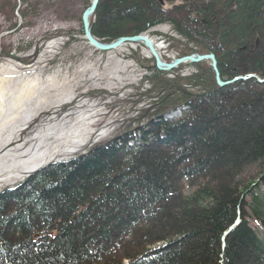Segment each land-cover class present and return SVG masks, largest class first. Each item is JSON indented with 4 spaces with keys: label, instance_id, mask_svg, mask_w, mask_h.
Segmentation results:
<instances>
[{
    "label": "trees",
    "instance_id": "obj_1",
    "mask_svg": "<svg viewBox=\"0 0 264 264\" xmlns=\"http://www.w3.org/2000/svg\"><path fill=\"white\" fill-rule=\"evenodd\" d=\"M161 23L196 47L184 55L213 53L223 81L264 78V0H99L90 26L108 43ZM150 63L157 100L135 149L122 135L0 193V264H264V83Z\"/></svg>",
    "mask_w": 264,
    "mask_h": 264
},
{
    "label": "rangeland",
    "instance_id": "obj_2",
    "mask_svg": "<svg viewBox=\"0 0 264 264\" xmlns=\"http://www.w3.org/2000/svg\"><path fill=\"white\" fill-rule=\"evenodd\" d=\"M85 4L86 0H0V86L6 95L34 88L15 118L8 119L9 100L3 97L7 103L6 115H0V191L37 171L21 174L33 161L50 157L45 167L69 159L121 134H137L136 128L149 122L158 92L145 81L151 74V55L138 43L111 51L91 47L81 29ZM146 34L163 61L184 55L186 40L170 24H158ZM196 70L185 64L177 72L187 76ZM164 72L172 77V70ZM251 74L264 83V78ZM257 170L250 166L238 179L244 184L255 181ZM260 192L264 194V184ZM249 220L255 227L252 216Z\"/></svg>",
    "mask_w": 264,
    "mask_h": 264
},
{
    "label": "water",
    "instance_id": "obj_3",
    "mask_svg": "<svg viewBox=\"0 0 264 264\" xmlns=\"http://www.w3.org/2000/svg\"><path fill=\"white\" fill-rule=\"evenodd\" d=\"M98 2L99 0H91L90 5L84 9L81 15V26H82V32H83L84 39L91 47H93L96 50L111 51L126 43H139L143 45L147 49V51L150 53V55L153 57L154 62H155V67L159 71H169V70L176 68L180 64L198 63L203 60H208L211 65L212 72L214 73L216 83L219 87H223L227 84H231L233 81H236L239 79L245 80V79L253 77V75L249 73V74H245L241 76L240 75L235 76L234 78L228 81H222L218 67H217V61H216L215 55L211 52L208 54L193 53L190 55L172 59L169 62H164L161 60L156 48L154 47L152 43V40L146 34L121 36L109 43L101 42L92 35L91 26H90V18L94 14L95 9L98 5Z\"/></svg>",
    "mask_w": 264,
    "mask_h": 264
},
{
    "label": "bare ground",
    "instance_id": "obj_4",
    "mask_svg": "<svg viewBox=\"0 0 264 264\" xmlns=\"http://www.w3.org/2000/svg\"><path fill=\"white\" fill-rule=\"evenodd\" d=\"M146 53H148V52H146ZM3 71H4V69H3ZM4 89H3V87L0 86V115L3 113V111L5 109L3 107V104L7 103L4 101L5 98L3 100V97H6L7 100H9L8 110L10 111V113H8V114L10 116H8V119L15 118L20 113L22 106H24L23 103L25 102V99H28L32 95V93H34L33 92L34 88L28 86V87L16 90L15 92H10L7 95L5 94L6 92L4 91ZM4 95H6V96H4ZM3 114H5V113H3ZM27 114H29V113H27ZM63 157H65V156H63ZM48 158H50V157L38 159L36 161L29 163L27 166L23 167L21 174L28 173V172L32 171L33 169H37L39 166H42L43 164H45L49 160ZM46 159H48V160H46Z\"/></svg>",
    "mask_w": 264,
    "mask_h": 264
}]
</instances>
